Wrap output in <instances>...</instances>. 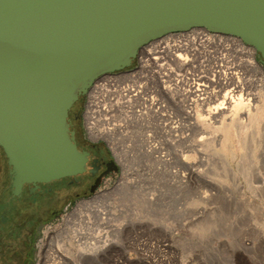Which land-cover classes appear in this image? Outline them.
<instances>
[{"label": "water", "instance_id": "obj_1", "mask_svg": "<svg viewBox=\"0 0 264 264\" xmlns=\"http://www.w3.org/2000/svg\"><path fill=\"white\" fill-rule=\"evenodd\" d=\"M193 27L240 38L264 65V0H0V147L13 193L81 173L74 102L143 44Z\"/></svg>", "mask_w": 264, "mask_h": 264}, {"label": "rangeland", "instance_id": "obj_2", "mask_svg": "<svg viewBox=\"0 0 264 264\" xmlns=\"http://www.w3.org/2000/svg\"><path fill=\"white\" fill-rule=\"evenodd\" d=\"M251 101L256 109L264 104L261 97ZM228 110L212 117L198 115L209 118L211 126L182 109L166 120L149 117L158 125L147 128L145 146L159 148L162 156L167 153L170 166L179 172L172 180L164 173L139 175L137 186L120 204L114 188L121 181L134 183L130 176L144 162L154 164L140 150L145 130L134 133L133 124L128 129L131 139L119 141L121 147L130 144L122 151L120 172L106 177L97 192L110 195L112 205L119 206V243L96 261H79L75 248L69 247L72 255L58 252L59 264L61 256L69 259L63 264H264V120L253 124L240 112L227 126ZM64 227L60 219L40 229L35 264H46V253H52L46 233Z\"/></svg>", "mask_w": 264, "mask_h": 264}, {"label": "bare ground", "instance_id": "obj_3", "mask_svg": "<svg viewBox=\"0 0 264 264\" xmlns=\"http://www.w3.org/2000/svg\"><path fill=\"white\" fill-rule=\"evenodd\" d=\"M263 66L252 46L233 35L202 27L164 34L143 44L128 70L95 81L83 107L84 135L93 141L105 142L119 163L124 148L130 147V144L121 147L119 141L131 139L128 129L133 124L148 125L153 121L156 123L153 125H158L152 117L164 116L166 120L178 109L188 115H197L194 120L203 121L202 124L208 126H211L206 121L209 118L204 119L199 114L212 117L213 113L228 109L225 112L231 113L229 122L225 123L227 126L240 112L246 113L251 123H259L264 120V104L256 109L250 100L257 101L261 97L264 101ZM149 77L158 82L160 89L156 84H147ZM161 89L169 97V102ZM114 106L121 107L120 111L124 108L125 114L116 115ZM132 108L134 116L129 114ZM171 124L168 122L169 127ZM147 128L141 136L140 150L150 156L154 164L144 162L139 173L130 177L134 181L139 175L149 178L156 172L164 173L172 180L179 171L170 166L167 153L162 156L159 148L145 146L150 131ZM137 184V180L132 184L121 181L114 188L113 193L120 196V204L122 197L128 195L127 191ZM94 195L79 200L64 213V228L46 233L47 248L52 249L51 254L46 253V264H59L58 252L72 255L69 247L75 248L79 261L81 257L96 261V257L106 253L110 245L119 243L115 236L123 227L117 222L115 213L120 210L119 206H113L110 195L103 191ZM61 257L64 258H61V264L69 261L67 257Z\"/></svg>", "mask_w": 264, "mask_h": 264}, {"label": "flooded vegetation", "instance_id": "obj_4", "mask_svg": "<svg viewBox=\"0 0 264 264\" xmlns=\"http://www.w3.org/2000/svg\"><path fill=\"white\" fill-rule=\"evenodd\" d=\"M253 50L256 58L260 61L258 52L255 48ZM134 62L135 58L127 68L98 76L88 91L96 80L109 74L114 75L128 70ZM138 79H141V76ZM154 81V78L149 77L147 84L157 85L158 82ZM159 87L157 85L158 89H160ZM88 91L85 95L78 97L67 116L68 135L73 133V144L85 156L81 173L64 176L46 183L25 182L20 191L14 194L11 167L0 147V264H35V242L40 229L62 219L64 213H67L68 207H72L79 200L88 199L97 194L106 177L120 172V163L113 152L107 148L105 142L93 141L84 135L82 110ZM160 91L165 100L169 102L166 93L162 89ZM81 104L82 109L79 111ZM133 109L129 111L132 116H134ZM114 110L118 112L116 111V113ZM120 110L119 106L113 108L116 115H124V108L122 111ZM152 125L153 121H150L148 125L141 124L142 127L137 124L134 133L138 130H145L147 127L151 128ZM43 152L49 158L53 156V151L50 148L41 151V153Z\"/></svg>", "mask_w": 264, "mask_h": 264}]
</instances>
